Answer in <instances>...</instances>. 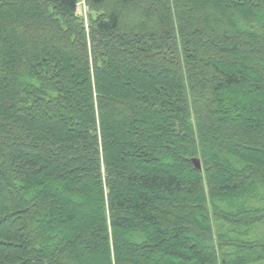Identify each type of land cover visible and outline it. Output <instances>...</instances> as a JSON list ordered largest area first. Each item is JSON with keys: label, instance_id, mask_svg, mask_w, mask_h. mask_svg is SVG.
Instances as JSON below:
<instances>
[{"label": "trees", "instance_id": "1", "mask_svg": "<svg viewBox=\"0 0 264 264\" xmlns=\"http://www.w3.org/2000/svg\"><path fill=\"white\" fill-rule=\"evenodd\" d=\"M0 19V264H94L81 239L106 264H264V0H0ZM112 118L142 152L115 153ZM83 172L98 223L68 210Z\"/></svg>", "mask_w": 264, "mask_h": 264}, {"label": "rangeland", "instance_id": "2", "mask_svg": "<svg viewBox=\"0 0 264 264\" xmlns=\"http://www.w3.org/2000/svg\"><path fill=\"white\" fill-rule=\"evenodd\" d=\"M87 12H88V8L84 4L80 5L79 13H81V14L84 13L83 18L85 19V21L87 19ZM2 25H3V21H2V19H0V30H1V27H3ZM10 35H11L10 36L11 39L8 40V43L11 45V47H13L14 50H17L16 47H19V48L22 49V46H21L20 42L17 41L16 37L14 35H12V33H10ZM123 73L124 72L121 71V70H119V71H112L111 70L110 75H109L110 76L109 78L112 80V83H116L117 82L120 85H124V86L129 87V90H128L129 92L123 93V94H121V96H123V97H133V96L137 97V96H140L141 97V96L144 95V92L145 93L147 92L146 89L149 88L150 82L140 81V80H137V79H135V81H133V79L130 76H128L127 74H123ZM152 77L153 78H151L152 79V81H151L152 84L151 85H153L154 83L156 84V82H158V80H160L161 82L163 80V79H161V78L159 79L157 77L154 78L155 76H152ZM3 83L4 84H8V80H4V81H2V83H0V90L6 88V86ZM167 84L168 83H166V85ZM245 89H246V91H250L251 92L249 87L248 88L245 87ZM240 90H241L240 91L241 93H240L239 96L245 95V91H243L244 90L243 86L240 87ZM7 95H9V94L2 95V96H5V97L0 96V98L2 97L1 98V102H3V105L5 106V108H8V109H6L7 110L6 115L12 116L13 113H12V110L10 109V101L11 100L5 101L7 98H10ZM254 96H256L255 97L256 103H259L258 105L262 106L263 104L261 103L262 102V100H260L261 98H259L258 95H254ZM225 97H226V100L230 99L227 94L225 95ZM253 119H255L254 122H258L259 121L258 118L253 117ZM111 120H113V122L116 123L117 130H118V137H116L115 139L108 140L110 147L115 151V153H117L119 150L120 151H125L126 150L128 152V151H131V149H133V150L137 149V151L142 152L141 149H139V148L133 147V148L128 150V148L125 147V146H127L129 135L131 133H134V134L136 133L137 129L139 128L138 127L139 124L138 123H134L131 120L129 122H125L122 119L115 120V119L112 118ZM148 123H149V125L147 127L148 129L152 130L154 133H157L158 135H163L162 134L163 133L162 132V128H163V126L165 124L164 121L158 120L157 118L150 117ZM43 125H45V123ZM54 129L55 128H54L53 125H47L45 127V132H50V131H52ZM225 133L227 134L228 132H225ZM131 152H134V151H131ZM252 152L256 153V151H254V149L252 150ZM250 161H252V160L250 159ZM253 161H255V160H253ZM256 163L258 165L264 167V163L263 162L260 163V162L256 161ZM56 168H57V170H63L62 165H60L59 163L56 165ZM66 168H65L64 173L67 174L68 172H67ZM1 173L3 174L4 172L0 168V179H1V176H2ZM86 174L87 173L83 172L84 178L87 177ZM68 175H69V173L67 174V176ZM56 178H59V177H56ZM87 180H88V182L90 184L89 188L91 190V193L88 195L90 197L88 199L84 200V204H82L80 207H76V208L75 207H73V208L70 207V209L68 207V210H70V211H72L74 213H76V212H80L81 213L80 216H79V220H77V222H78L77 224H79V225L90 224V221H91L90 218L93 219V221H94L93 223H98V215H99V210H100L99 209L98 186L89 177H87ZM60 182L63 184V186H66V190H73V188H72L73 184H71L70 182H65L64 180H60ZM36 184H39V183L37 182ZM52 184L56 187L54 182ZM46 185H47V182H46ZM48 185H50V183H48ZM0 187H2L1 182H0ZM59 194L62 195V192L61 193L59 192ZM59 203H57L58 205H56V207H55L56 210H58V211H60L63 208H65L64 204H59ZM60 218H63V217L60 216ZM13 219L14 218L11 215H9L7 218L2 219V223L0 225V228H4L6 226V223H11V224L14 223ZM7 225H9V224H7ZM64 226L69 231L71 229V226H73V224L70 225V224L66 223ZM258 232H259L258 235H264V227L259 228ZM81 240H82L81 241L82 244H80L79 248L81 250L85 251V253H86L85 259H88L90 261L93 260L92 262H94V264H106V260L103 258V256H104L103 251H102V253H100V255H103V256L99 257L98 255H96L97 259H95V257H94L95 255H91V254L88 253V250H86V245H85L83 239H81ZM194 246L195 245L190 246V247H194ZM91 264H93V263H91Z\"/></svg>", "mask_w": 264, "mask_h": 264}, {"label": "water", "instance_id": "3", "mask_svg": "<svg viewBox=\"0 0 264 264\" xmlns=\"http://www.w3.org/2000/svg\"><path fill=\"white\" fill-rule=\"evenodd\" d=\"M192 163L194 164V166L197 169H199V170L202 169V167H201V161L199 159H197V158L192 159Z\"/></svg>", "mask_w": 264, "mask_h": 264}, {"label": "bare ground", "instance_id": "4", "mask_svg": "<svg viewBox=\"0 0 264 264\" xmlns=\"http://www.w3.org/2000/svg\"><path fill=\"white\" fill-rule=\"evenodd\" d=\"M49 59H51V58H49ZM46 63V62H45ZM21 94V93H20ZM20 97V96H19ZM22 101V100H21ZM115 239H116V237H115Z\"/></svg>", "mask_w": 264, "mask_h": 264}]
</instances>
